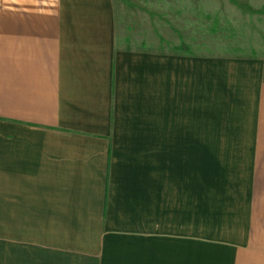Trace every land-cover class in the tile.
<instances>
[{
    "label": "crops",
    "instance_id": "obj_1",
    "mask_svg": "<svg viewBox=\"0 0 264 264\" xmlns=\"http://www.w3.org/2000/svg\"><path fill=\"white\" fill-rule=\"evenodd\" d=\"M0 220L4 264H264V57L0 0Z\"/></svg>",
    "mask_w": 264,
    "mask_h": 264
},
{
    "label": "rangeland",
    "instance_id": "obj_2",
    "mask_svg": "<svg viewBox=\"0 0 264 264\" xmlns=\"http://www.w3.org/2000/svg\"><path fill=\"white\" fill-rule=\"evenodd\" d=\"M115 12L126 47L264 57V0H115ZM3 234L0 220V264Z\"/></svg>",
    "mask_w": 264,
    "mask_h": 264
},
{
    "label": "trees",
    "instance_id": "obj_3",
    "mask_svg": "<svg viewBox=\"0 0 264 264\" xmlns=\"http://www.w3.org/2000/svg\"><path fill=\"white\" fill-rule=\"evenodd\" d=\"M176 51H178V50H187L188 48L186 47V45H181V46H176L175 48H174Z\"/></svg>",
    "mask_w": 264,
    "mask_h": 264
}]
</instances>
